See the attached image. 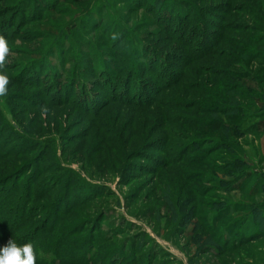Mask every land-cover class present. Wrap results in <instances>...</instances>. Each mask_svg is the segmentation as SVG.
<instances>
[{
	"label": "rangeland",
	"instance_id": "1",
	"mask_svg": "<svg viewBox=\"0 0 264 264\" xmlns=\"http://www.w3.org/2000/svg\"><path fill=\"white\" fill-rule=\"evenodd\" d=\"M0 35V247L31 242L36 264L264 255V220L223 248L250 215L231 206L264 214V0H0Z\"/></svg>",
	"mask_w": 264,
	"mask_h": 264
},
{
	"label": "clouds",
	"instance_id": "2",
	"mask_svg": "<svg viewBox=\"0 0 264 264\" xmlns=\"http://www.w3.org/2000/svg\"><path fill=\"white\" fill-rule=\"evenodd\" d=\"M113 39L116 36L113 35ZM11 48L8 40L0 35V97L7 95L8 86L11 83L9 76L3 71L8 64ZM44 111H47L45 108ZM37 250L31 242L18 244L10 239L3 247H0V264H36Z\"/></svg>",
	"mask_w": 264,
	"mask_h": 264
},
{
	"label": "trees",
	"instance_id": "3",
	"mask_svg": "<svg viewBox=\"0 0 264 264\" xmlns=\"http://www.w3.org/2000/svg\"><path fill=\"white\" fill-rule=\"evenodd\" d=\"M236 149L237 148L235 146L232 147L231 153L234 154L235 151L237 152L238 150H236ZM238 212H247V213H250V215H248L246 217V219L243 220L244 223L242 224V228H241V231L239 234L241 237L240 241L238 243H233L231 245V247H227V245L223 246L224 249H230L231 248V253H233L237 250H240L241 248H243L244 246H246L248 244L256 242L262 236V232L260 231V225L264 220V214L260 215L259 208L254 207V206H248L247 207V205L246 206L244 205V207H243L239 204H237L236 207L231 206V216L235 215ZM233 227H234V223H231V229ZM216 246L218 247V249L220 248V245H216ZM216 246H215V248H216ZM209 248L212 249V247H209ZM222 251H226V250H222ZM249 252H251V253H249ZM249 252H247V251L245 252L246 254H248L247 259L249 260L248 263H246V264H264V255L262 254L261 251L259 253L258 249H256L254 252H252V251H249Z\"/></svg>",
	"mask_w": 264,
	"mask_h": 264
}]
</instances>
